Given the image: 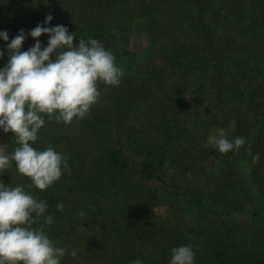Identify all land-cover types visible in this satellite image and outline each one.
Instances as JSON below:
<instances>
[{"label":"trees","instance_id":"1","mask_svg":"<svg viewBox=\"0 0 264 264\" xmlns=\"http://www.w3.org/2000/svg\"><path fill=\"white\" fill-rule=\"evenodd\" d=\"M125 10L148 20L152 57L131 75L124 72L118 86L100 83L98 102L89 115L78 122L74 120L65 125L44 116L45 125L32 146L45 150L51 145L68 164L67 169L62 168V176L54 185L45 191L34 186L27 188L31 181L18 173L14 161L8 170L0 173V182L10 187L24 186L39 201L53 207L65 190L70 201L77 189L91 192L92 197L99 196L97 216L105 226L112 222H135L113 211L128 213L130 201L120 196L129 195L134 187L126 181L131 167L138 170L137 166L143 168L144 165L119 159L115 149L106 150L105 154L100 143L104 136L110 135L102 130L109 125L117 129L127 125L131 143H146L141 152L151 154V163L155 166L168 158V151L182 140L190 122L194 121L195 125L199 120L183 99V91L194 84L204 90L208 98L206 115L218 114L219 124L223 126L232 123L227 139L234 141L242 136L245 144L238 151L226 154L220 153L217 146H202L190 158L189 166L193 168L210 157L216 158L219 161L217 175H212L199 187L188 185L186 190L174 195L172 201L179 199L182 205L179 211L183 213L177 221L183 223L181 227L168 230L158 224L144 228L142 236L148 237V246L153 248L150 261H157L156 248L168 243L161 261L165 260L177 240V247L184 243L191 245L196 264H264V221L256 219L259 215L255 206L257 199L248 193L246 185L245 191L240 192L244 177L236 167L239 159L251 162L252 169H258L259 162L264 164V0H0V31H7L9 37L8 41L0 39L5 53L0 57V68L8 62L7 44L20 30L25 33L21 51L36 43L29 33L37 24L66 26L69 34L75 35L74 44L80 39L85 42L95 39L119 58L112 30H126ZM27 13L30 16L25 21ZM49 14L53 19L45 24ZM235 21H238L237 29H243V33L246 29L252 31L238 43L229 36L222 37V32ZM37 39L43 48L49 36L43 34ZM157 58L162 63L156 64ZM192 75H196V84L185 79ZM188 119L191 120L186 124ZM1 138L5 154L10 156L19 145L11 132H3ZM256 154H259V162L253 159ZM110 169L118 170L120 178L110 175ZM68 179H71L70 184L65 183ZM255 182L264 195V176ZM148 201V197L142 198L141 203H136L137 208L146 211ZM110 206L112 212L108 211ZM187 211L201 219L186 218ZM138 212L135 211V215H140ZM247 221L249 229L257 231H252L254 236L238 231L248 225ZM66 222L71 221L55 213L56 226H65ZM40 223L33 224L32 228L39 229ZM160 231L168 236L161 235ZM246 236L249 239L245 240Z\"/></svg>","mask_w":264,"mask_h":264},{"label":"clouds","instance_id":"2","mask_svg":"<svg viewBox=\"0 0 264 264\" xmlns=\"http://www.w3.org/2000/svg\"><path fill=\"white\" fill-rule=\"evenodd\" d=\"M53 19L49 14L45 24ZM47 34V46L37 39ZM29 35L36 43L21 51L25 33H19L7 44L8 62L0 68V129L11 132L19 145L9 156L0 151V173L15 162L19 174L30 179L27 188L33 186L45 191L67 169V159L51 145L45 150L32 146L39 139L47 116L65 125L89 115L101 95L98 85L118 86L123 69L116 65L115 56L95 39L74 44V34L66 26L42 27L39 24ZM0 39L8 41L7 31H0ZM0 51V57L4 56ZM219 138L212 136L219 152L226 154L239 150L245 144L244 137L234 141L225 138L223 129ZM251 154V148L248 149ZM259 162V154L253 157ZM47 204L25 190L24 186L10 187L0 182V264H60L67 249L56 247L45 234L43 227L33 229L47 210ZM63 211V205H57ZM45 224L51 225L48 215ZM70 255L76 256L72 250ZM195 253L191 245L172 249L170 264H194ZM132 264H142L139 259Z\"/></svg>","mask_w":264,"mask_h":264},{"label":"rangeland","instance_id":"3","mask_svg":"<svg viewBox=\"0 0 264 264\" xmlns=\"http://www.w3.org/2000/svg\"><path fill=\"white\" fill-rule=\"evenodd\" d=\"M123 15L127 19L124 21H127V25H130V27L126 25V30L124 31L112 30L115 34L114 42L118 45L116 48H118L120 54L119 58H115L116 65L122 68L123 72L131 75L136 69L141 67L146 59L152 57V40L150 41L152 33L150 28H148V20L144 16L134 15L130 10H125ZM28 16L30 15L27 13L24 17L25 21H27ZM237 22H233L229 28L225 29L222 32V37L224 35L225 37L229 36L235 43H238L237 41H244L245 38L252 34L250 29H246L248 34H246V30L243 33V29L241 31L237 29ZM3 50L4 46L0 43V51ZM124 50L130 51V53L125 54ZM159 62H161V59L157 58L156 64H160ZM185 79H189L190 82L195 84L197 82L196 75H192V77L186 76ZM183 94V99L187 103L189 111L196 112L198 115L196 118L199 120L197 123L195 122V125L194 121L190 122L191 119L187 120L186 124L189 122L190 124L181 137L182 140L177 142L176 145L174 144L172 149L168 151V158H164L155 166L151 163L152 155L148 152L146 155L141 152L143 147L147 145L146 143H137L135 145L131 143L126 133L129 128L127 125L118 129L109 125L102 130L104 134L110 135L104 136L102 141L100 140L101 148L105 154H107L106 150L112 151L115 149L118 152L119 159L125 158L126 160L134 161L133 163L135 164L142 163L144 165L143 168L140 165L137 166V168H140L138 170L131 167L130 175L126 178V181L134 186L129 195L125 193L120 196L130 201L128 213H119L117 209L113 211L112 206L108 208L109 212L113 211V214H123L128 220H134L135 222H112L105 226L101 223L102 219L97 216L96 202L99 196L92 197L93 193L79 192L78 189L71 195L74 196L72 201H70L65 190L63 194H59V201L55 207L48 204L45 217L52 215V218H54L55 213H57L64 215L65 218L71 221L66 222L65 226L62 224L58 227L55 223L46 225L44 222L45 218L40 220V228L43 227L45 234L54 241V245L67 249V253L61 259L60 264H132L137 259L142 261V264H170L172 249L178 246L177 240L169 249L165 260L162 261V254L168 243L162 242L166 244L159 245V243L153 242V244L159 245L156 248V253L159 254L156 259L159 262H152L150 260L153 248L148 246V237L142 236L143 230L146 226L158 224L168 230L175 226L178 228L182 226L183 223H177L183 213V211L182 213L179 211L182 205L179 199L175 202L172 201L174 195H177L181 190H186L188 185L195 187L203 185L212 175H217L218 172V166L216 167V165H218L219 161L216 158L210 157L205 163L195 164L194 168L189 166L190 158L195 156L202 149V146L215 147L214 143L209 142V138L212 136L219 138L220 129H223L225 138H228L232 132V123L223 126L219 124L218 114L206 115L205 109L209 106V101L204 90L191 84L190 87L188 86L183 91ZM2 133L3 130L0 129V151L5 154L1 138ZM189 149H192V151H189ZM258 164L260 166L259 170L257 167L252 169L251 162L246 159L236 161V167L244 177L243 189L240 188V192L245 191L246 185L248 193L257 199L255 206L257 211H259V215L256 219L264 221V195L261 194L262 192L255 182L257 178L260 179V177L264 176V164L261 162ZM108 171H112L110 175L113 174L116 178H120L118 170L110 169ZM252 172L255 173L251 177ZM70 180H66L65 183L70 184ZM48 191L53 192L51 190ZM141 197L149 198L146 211H142V208H137L136 203H141ZM258 200L260 201L258 202ZM59 204L63 205L62 212L57 209ZM247 208L251 209V207ZM135 211H139L140 215H135ZM185 216L188 219H201V216L198 217L197 214L189 211L185 213ZM247 224V226L238 231L250 237L254 236L253 233H257L256 229H253L252 233L251 229H249L250 222L247 221ZM158 233L168 236L163 231ZM248 236H246L245 240L249 239ZM181 245L186 246L185 243ZM72 250L76 251L75 257L70 255ZM194 264H196L195 260Z\"/></svg>","mask_w":264,"mask_h":264}]
</instances>
